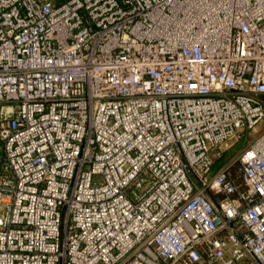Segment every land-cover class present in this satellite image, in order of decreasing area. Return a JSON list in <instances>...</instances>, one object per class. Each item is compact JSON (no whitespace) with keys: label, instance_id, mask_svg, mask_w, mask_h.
Listing matches in <instances>:
<instances>
[{"label":"built area","instance_id":"2783aa9c","mask_svg":"<svg viewBox=\"0 0 264 264\" xmlns=\"http://www.w3.org/2000/svg\"><path fill=\"white\" fill-rule=\"evenodd\" d=\"M261 95L264 0H0V264H264Z\"/></svg>","mask_w":264,"mask_h":264},{"label":"trees","instance_id":"16d2710c","mask_svg":"<svg viewBox=\"0 0 264 264\" xmlns=\"http://www.w3.org/2000/svg\"><path fill=\"white\" fill-rule=\"evenodd\" d=\"M261 98L264 100V95H261ZM244 138L238 140L231 148L225 150L223 157L215 162L214 167L217 169L223 164L227 163L234 154H236L244 146ZM233 172L235 175L234 178L238 182H242V177L239 175V165L237 163L233 164Z\"/></svg>","mask_w":264,"mask_h":264},{"label":"rangeland","instance_id":"374dc122","mask_svg":"<svg viewBox=\"0 0 264 264\" xmlns=\"http://www.w3.org/2000/svg\"><path fill=\"white\" fill-rule=\"evenodd\" d=\"M262 126H264V124H262ZM258 130H259V128L256 129L254 132H252L250 134V136L244 138V140H243L244 141V145L248 143L249 138L251 139V137H253V135L255 136L257 134ZM4 209H5L4 205L0 203V214L4 211Z\"/></svg>","mask_w":264,"mask_h":264}]
</instances>
